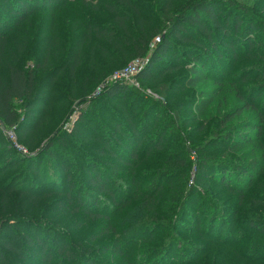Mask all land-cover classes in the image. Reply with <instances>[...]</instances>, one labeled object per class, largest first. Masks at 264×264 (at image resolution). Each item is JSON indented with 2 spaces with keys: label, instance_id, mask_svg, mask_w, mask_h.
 <instances>
[{
  "label": "trees",
  "instance_id": "trees-1",
  "mask_svg": "<svg viewBox=\"0 0 264 264\" xmlns=\"http://www.w3.org/2000/svg\"><path fill=\"white\" fill-rule=\"evenodd\" d=\"M42 1L45 7H50L48 8L50 12L55 5L65 6L64 0ZM173 1L167 0L164 5L160 2L162 7L159 8L158 16H162V21L157 30L145 29V21L142 20V14L138 9L135 14L139 19L137 27H140V31L135 30L136 33L124 28V25L119 28L122 30H119L115 26L117 21L115 18L111 20L110 25L106 24L108 28H102L100 25L94 27L93 33L99 38H104L110 47L108 50L102 46V58L107 56L109 59L98 63L102 76H107V79L127 67L132 61L142 59L147 55L150 42L156 35H163L165 32L161 43L152 52L145 69L137 77L141 88L108 84L105 86L102 96L115 99L129 92L143 95V83L157 85L162 78L178 71L186 72L189 75L183 77L185 81L182 89L194 90L204 86L213 76L211 71H213L214 65H217L221 60L220 53L224 46L231 52L241 72L236 74L238 77L232 75L227 81L223 82L219 79L213 82L211 87L205 88L199 94L195 110L198 119H201L202 122L198 128L192 131L188 130L191 122L184 124L182 128L176 125L179 108L174 111L175 120L170 117L163 128L156 129V139L151 142L146 141L147 136L155 130L160 116L169 115L170 106L176 100V98H172L167 109L163 104L157 105H163L161 109L164 111V115L157 114L154 117L153 125L151 124L153 117L148 118V114L154 111L153 108H150L146 112V118L143 117L144 120L142 118L137 122L135 118L128 119L126 120L128 126L125 127L123 124L115 122L112 124L114 132L110 134L111 137L99 136L95 138L100 144V148H96L94 152L99 155L102 167L92 163L86 165L91 169L90 172L89 168L87 171L89 173L88 182L97 196H107L113 203H117L122 195L118 184L114 182V177L121 172L139 166L142 155L143 159H146L148 155H153V152L158 151L161 155L160 158H156L160 161L163 160V164H165V177L158 183L154 181L147 184L142 200L126 210L122 219L119 220V228L123 229L122 235H117L116 240L110 242L108 248L103 247L106 249L104 253H111L114 259L121 264H132L131 260L136 257V253L131 249L127 251L129 255L124 252L123 245L138 247L139 241L144 240L137 241V238H133L134 233L146 229L163 233L171 230L176 237L178 234L187 233V225L182 223L186 220L195 224L198 235L202 233L200 214L195 212L190 216L186 211V205L191 204L188 200L193 188L192 186H190L192 187L190 190L187 188V184L191 181V177L190 181L187 177L191 172L189 169L191 165L196 169L197 175H208L209 178L205 177V181L215 182L218 185L217 189L231 191L236 195L240 194L243 198L250 193L257 182H264V112L259 110V99L264 92V42H262L264 40V20L257 21L253 9L249 6L239 5L238 7L236 2L231 0H192L189 5L184 6L183 9L179 8L178 11L168 6L169 3L174 4ZM72 3H75V0H72ZM79 3L86 8L91 6L94 0H79ZM119 3L125 6L129 0H119ZM28 4L24 3V0H3V5L0 8V63L3 61L2 56L6 51V31L11 30L12 27L8 26L5 19L14 17L19 24L25 23L26 18L31 16L30 11L26 10ZM106 7H109V12L120 20L118 8ZM232 16L233 18H231ZM53 25V22L46 25L43 23L42 31H50L57 35L58 32L54 30ZM71 27L70 34H81L78 33L80 29H76V21L71 24ZM90 33L88 31L80 35L79 44L84 42ZM60 35L62 42L54 45V51L57 52L64 48L61 47L63 43L70 40V38L67 39V34L63 33L62 35L61 33ZM36 40L37 34L31 39V42ZM54 41L59 42L57 36ZM78 42L74 45H79ZM239 44L240 47H245L244 54L237 53L235 46ZM49 50L47 49V52ZM26 51L27 49L21 48L18 53L20 56L14 55L7 58L8 60L3 64L4 73L0 72V122L2 124L0 127V162L4 161V164L0 165V264H31V262L33 264H102L100 259L94 255L97 248H86L80 244L79 246L71 244L68 240H59L58 236L50 234L47 224L44 223L45 217L41 216L33 220L34 213L31 209V202L41 195L33 193L25 183L20 184L18 179L9 174L10 171H15L24 164L28 169L27 175L30 173L39 174V160L48 156L53 162L54 157H57L53 152V147L56 144H65V141L58 136L48 144L45 150L38 151L41 154L36 157L30 154L25 156L5 134L6 130L13 131L19 137L18 142L19 139L26 141V146L31 150H34V146L41 142L38 134L42 127V118L32 111L36 106H42L41 103L46 96V94L42 95L41 89L38 88L41 85L38 82V76L41 74L42 66L32 53L24 55ZM116 53L121 57L133 59L128 65L114 72L113 70L121 66L118 60L114 59ZM73 55L67 56L66 62H71L75 57ZM49 58L50 55L45 58L48 64ZM168 59H174L176 63L171 64ZM209 61L215 62L209 64ZM180 62L182 64H178ZM208 67L210 70L207 69ZM158 68H162V70ZM64 70V67L59 66L53 70L54 72L48 74L49 89ZM221 70L220 67L219 71ZM73 71L71 70L72 73ZM111 71L113 73L109 74ZM166 92L167 87L164 85L160 96L164 98ZM217 103L218 105L231 106L230 110L218 119L213 116ZM17 104H22L26 111L27 118L23 121V115H20ZM242 116L246 117L245 124L234 128L237 124L233 127V121L242 118ZM84 123L85 120L82 117L74 131L70 133V137L80 139ZM170 128L171 131H168ZM173 131L176 133V141L180 142L178 148L181 149L182 156L181 154L175 156L172 151L173 146L167 148L168 141L164 140V137ZM119 133H122L121 136ZM64 137L66 139L65 135ZM121 147L124 148L123 152L119 151ZM141 150L142 153H140ZM219 153L222 154L219 156ZM50 161L48 164H51ZM212 167H216L218 172L213 171L211 174ZM107 168H110L111 171H108ZM52 170L55 177L58 175L57 172H61L65 176L70 173L64 164L56 163ZM72 177V175L67 176L64 183L67 190L62 191L61 194L64 195L65 210L81 214L92 222L106 223L107 228L101 237L116 234V229L106 214L99 212L98 208H90L87 202L80 199V192L72 194L74 189ZM175 177H178L179 181L175 180ZM47 179L46 176H43L41 182L45 183ZM165 180H168L166 185L163 183ZM54 193V191L50 192L53 195ZM214 195L212 191L209 192V196L216 202ZM91 200L95 202L93 197ZM122 204L124 203L122 202ZM206 204L211 214L207 221L211 231L209 237H211L215 231L212 227L218 219V208L210 201ZM95 205L98 207L97 203ZM249 226L264 236V219L252 220ZM44 231L45 233H43ZM224 231V226L221 225L219 238L210 239L212 244L220 245L222 243L221 233ZM201 235L203 237V233ZM160 238L161 235L157 234L148 236L145 240L147 245L153 249L145 264H177V262L172 263L167 259L178 251L176 255L180 253L182 257L186 258L178 238L159 240ZM97 239L99 238H92V241ZM236 247L239 245L237 244ZM220 248L221 246L214 247L215 250ZM198 251L200 249L194 251L197 256H210V250H205L201 254ZM263 257L264 255H260L251 260L244 254H240L238 260L241 261V264H264ZM181 264H201V262L194 257L193 260L181 262Z\"/></svg>",
  "mask_w": 264,
  "mask_h": 264
},
{
  "label": "rangeland",
  "instance_id": "rangeland-1",
  "mask_svg": "<svg viewBox=\"0 0 264 264\" xmlns=\"http://www.w3.org/2000/svg\"><path fill=\"white\" fill-rule=\"evenodd\" d=\"M166 1L167 0H129L127 5L122 6L119 0H94L91 6L84 8L80 4L81 1L79 3V0H75V3H72V0H64V7L55 5L51 9L52 12H50L48 9L50 7H45L42 0H24V3H29L26 10L30 11L31 14V16L26 18L25 23L22 22L19 24L14 17H7L5 19L8 26L11 25L12 27L11 30L6 31V51L2 56L3 61L0 63V66H2L0 67V72L2 74L4 73L3 64L10 57L14 55L17 57L20 56L18 53L21 48L27 49L24 55H27L29 52L32 53L36 61L42 66L40 69L41 74L38 76V82L41 83V85L38 88L39 90L41 89L42 95L46 94L45 99L41 103L42 106H36L32 111L42 118V127L38 134L41 142L34 146V150H31L26 146V141L24 142L19 139L18 142L19 137L14 133L16 143L25 147L23 148L19 145L25 150L23 153L25 156H29L30 154L36 157L41 154L39 153L40 150H45L48 144L54 141L56 137L60 136L65 141L64 145L56 144L53 147V152L57 156L54 157L53 162L50 161L48 156H44L43 158L40 157L42 159L38 162L40 166L39 174L30 173L27 175L28 169L25 167L26 164L21 165L15 171H10L9 174L10 176H14L15 179H18L20 184L25 183L33 193L41 195L31 202V209L34 213L33 220L41 216L45 217L44 223L47 224L50 234L58 236L59 240H68L71 244H77V246L80 244L86 248H97L94 255L100 259L102 264H121L118 260L114 259L111 253H104L106 250L105 248L109 247L110 242L116 240L117 235H122L123 229L119 228V220L122 219L124 212L133 207V205L139 203L142 197L145 196V187H147V184H151L154 181L157 183L161 181L166 175V170L164 169L165 164H163V160L160 161L157 159L160 158L161 155L158 151L152 153L155 157L153 155H148L146 159H143L142 155V161L139 166L135 167V169L121 172L114 177V182L118 184L122 194L117 203H113L107 196H97L89 185V173H87L89 167H86L87 164L91 163L96 164L98 167H102L99 155L94 152L96 148H100V144H98L95 138L99 136L111 137L110 134L114 132V126H112V124L119 122L125 127L128 126L126 120L134 118L138 122L145 117L146 112H148L150 108H153L154 111L148 114V118L153 117V119H151V124L153 125L155 122L154 117H156L157 114L164 115V111H162L161 108L164 105L165 109H167L171 104L170 101L172 98H176V100L172 102L170 106L169 115L160 116L155 130L147 136L146 141L151 142L155 140L157 136L156 129L160 127L163 128L170 117L175 120L174 111L179 108V117L177 118L176 125L182 128L184 124L191 122L188 130L192 131L198 128L202 122L201 119H198L195 110V103L199 100V94L203 92L205 88L211 87L213 82L219 79L223 82L227 81L232 75L241 72L231 52L224 46L220 53L222 55L220 58L221 60L217 65H214L213 71H211L213 76L210 77L206 85L200 86L199 88L197 87L194 90L182 89L185 81L183 77L189 75H187L186 72L178 71L162 78L157 85H145V83H143V95L129 92L124 96L110 99L102 96L104 92L97 93V89L102 84L105 85L108 81L106 78L107 76H102L100 68L98 67V63L109 59L107 56L102 58V46L108 48V50H110V47L104 38H99V36L93 33L94 27L100 25L102 28H108L106 24L109 23L110 25L111 20L115 18V20H117L115 26L118 29L124 25V28L136 33L135 30L140 31V27H137L139 19L135 14V12H137L136 9H138L140 14H142V20L145 21V29H152V31L157 30L159 28V23L162 21V16H158L159 8L162 7L160 2L164 5ZM231 1H235L238 7L239 5L245 7L249 6L255 12L254 15L257 16V21L261 22L264 20V0ZM191 2L192 0H174V4L169 3L168 6L178 11L179 8L183 9L184 6L186 7ZM2 5L3 0H0V8ZM105 5L112 6L113 9L118 8L120 20H118L113 13H110L108 10L109 7ZM231 18H233V16ZM74 21L77 22L76 29H80L78 33L81 34H70L72 30L71 24H73ZM51 22L54 23L53 28L58 32L57 35L52 34L50 31H42L41 26L43 23L46 25ZM88 31L91 32L89 37L79 44V36ZM61 33L62 35L63 33L67 34V39L70 38V40L69 42L63 43L61 47L64 48L59 49L57 52L54 51V45L62 42ZM36 34L37 40L31 42V39L34 38ZM164 35L165 32L163 35H156L150 42L147 55L142 57L145 62H148L152 52L161 43ZM55 36L59 39L58 43L54 41ZM157 38H160V43H157ZM76 42H78L79 45H74ZM262 42H264V40ZM235 48L239 55L246 52L244 51L245 47H240V44L236 45ZM47 49H50L49 52H47ZM47 55H50L49 64L45 59ZM71 55L75 57L72 58L71 62H66L67 56ZM76 56L77 59L75 60ZM114 59L118 60V63L121 65L113 70L115 72L128 65L133 58L121 57L116 53ZM168 61L171 64L176 63L174 59H168ZM214 62L215 61H209V64H214ZM178 64L182 63L180 62ZM59 66L64 67L65 70L60 73L58 79H56L51 89H49L50 80L48 74ZM220 67L222 68L221 71H219ZM70 68L74 70L73 73ZM158 69L162 70V68ZM207 69L210 70V67ZM113 71L109 74H112ZM236 76L238 77V75ZM164 85L167 87V92L166 96L163 98L160 96V93ZM262 94V97L259 99V110L264 112V92ZM158 104L163 105L157 106ZM16 106L20 115H23L22 121L25 120L27 116L22 104H17ZM230 108L231 106L218 105L217 103L213 111L214 118L218 119L222 114L224 115V113L229 111ZM82 117H84L85 123L82 126L83 132L81 133L80 139H78V137H70V133L74 131L75 126ZM245 121L246 117L242 116V118L235 119L232 126L234 127L237 124L234 128H238L240 124H245ZM168 131H171V128L168 129ZM121 134L122 133H119L120 136ZM64 135L66 139H64ZM164 140L168 141L167 148L173 146L172 151L175 156L177 154H181L182 156L181 149L178 148L180 142L176 141V133H174V131L171 134H167ZM123 150L124 148L122 147L119 149L120 152H123ZM142 152L141 150L140 153ZM221 154L222 153H219V156ZM127 155H129V153H127ZM48 161H50L51 164H48ZM56 163L66 165V168L70 171L69 175L73 176L72 182L74 189L72 194L74 195L80 192V199L87 202L90 208H98L99 212L106 214L109 220L112 221L116 229V234L101 237L107 228L106 223L99 221L92 222L81 214H75L71 213L69 210H65L63 204L64 195L61 194L62 191L67 190L64 183L69 175L65 176L61 172H57L58 175L55 177L52 168H54V164ZM3 164L4 161H1L0 165ZM189 169H191V172L188 173L187 177L189 181L191 177V181L187 184V188L188 190L193 188L191 189L190 198L188 200L191 204L186 205V211L189 212L190 216L197 212L202 217L201 231L203 237L201 235L202 233H200V235L197 234L195 224L189 220L182 222L187 225V233H183L182 235L178 234L176 237H174L171 230L163 233L161 231L154 232L153 230L146 229L134 233L133 238H137V241L144 240L139 241L140 245L138 247H133L132 245V247H128L129 245L126 244L123 245V251L127 254V251L130 249L136 253L135 259L131 260L132 264H145L147 258L151 256V252L153 251L145 240H147L148 236H155L157 234L161 235L159 240L178 238V241L181 242L180 246L186 258L182 257L180 253L176 255L178 251L174 253V256H170L167 259L172 263H185L193 260L195 257L199 259L201 264H241V261L238 260L240 254H244L245 257L251 260H254L260 255L263 256L264 236L258 231H254L249 224L252 220L259 218L264 219V182H257L250 193L243 198L240 194L236 195L231 191L226 192L224 189H217L218 185L215 182L205 181V177L209 178L208 175H197L194 166L191 165ZM107 170L111 171L110 168H107ZM216 170V167H212L211 174ZM90 171L91 169L89 168V172ZM216 175H219V173H216ZM43 176L49 179H47L45 183L41 182ZM197 177L198 180H196ZM169 178L171 177L169 176ZM174 179L179 181L178 177ZM163 183L166 185L168 180H165ZM244 183L247 184L246 182ZM53 191L55 192L54 195L50 194V192ZM211 191L215 194L216 202L209 196V192ZM42 193L45 194L42 195ZM92 197L95 199V202L91 200ZM209 201L218 208V219L212 227L215 231L214 235L211 237H209L211 231L210 228H208L207 222L208 218L211 216L208 205L206 204ZM122 202L124 204H122ZM96 203L98 207L95 205ZM221 225L224 226L225 230L221 233L222 243L220 245L212 244L211 240L219 238V227ZM43 233H45V231ZM92 238L99 239L92 241ZM150 243H153V241H150ZM237 244L239 247H236ZM104 246L105 248H103ZM215 246H221V248L215 250ZM197 249H200V251H198L200 254L205 250H210V256L195 255L194 251ZM31 264H33V262H31Z\"/></svg>",
  "mask_w": 264,
  "mask_h": 264
},
{
  "label": "built area",
  "instance_id": "built-area-1",
  "mask_svg": "<svg viewBox=\"0 0 264 264\" xmlns=\"http://www.w3.org/2000/svg\"><path fill=\"white\" fill-rule=\"evenodd\" d=\"M156 41L157 43H160V38H157ZM146 65L147 62H145V60L143 59H136L132 61L127 67L114 73L111 76V78L108 79V82L105 85H102L97 89V93H102L105 86L108 85L109 83L122 84V85L140 88L139 82L137 81V77L145 69ZM0 127H2L1 122H0ZM5 134L8 137V139L17 147L19 151H21L22 153L25 152V150L16 143L15 134L13 131L6 130Z\"/></svg>",
  "mask_w": 264,
  "mask_h": 264
}]
</instances>
